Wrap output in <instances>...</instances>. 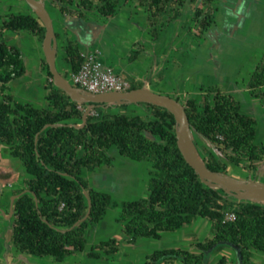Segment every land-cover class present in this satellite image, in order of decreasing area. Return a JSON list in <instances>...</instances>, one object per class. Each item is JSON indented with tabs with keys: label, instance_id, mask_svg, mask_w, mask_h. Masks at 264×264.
<instances>
[{
	"label": "trees",
	"instance_id": "obj_1",
	"mask_svg": "<svg viewBox=\"0 0 264 264\" xmlns=\"http://www.w3.org/2000/svg\"><path fill=\"white\" fill-rule=\"evenodd\" d=\"M54 1L61 14L85 20L86 14L80 10H95L104 19L113 18L122 0ZM136 1L146 8L149 32L157 39L167 11L172 10L167 21L177 20L187 0ZM223 1L202 0L193 18L200 34L212 27L214 5ZM6 32L31 34L42 45L46 28L35 13H10L4 16L0 32V144L9 147L10 155L21 162L29 176L26 189L14 194L19 197L14 203L11 244L19 252L64 263L86 251L90 227L103 222L112 207L119 213L115 222L121 236L92 245L88 259L105 261L119 255L122 245L136 246L144 239L159 241L166 233L206 220L210 236L191 238V249L156 250L146 256L144 264H207V254L221 245L239 249V264H256L257 254L264 260V203H236L224 191L206 186L179 150L178 125L171 112L153 103H141L146 115H111L104 110L117 105L74 102L54 84L45 58L41 68L47 77L45 99L49 106L20 103L10 84L25 76L27 67L22 51L3 41ZM56 36L59 41L61 35ZM63 51L72 74L78 73L85 61L78 42L68 39ZM61 74L68 79L67 72ZM163 77L162 72L158 80ZM124 79L131 85L128 91L145 87ZM247 86L253 97L264 100V54ZM183 104L193 132L211 147L203 148V161L210 170L228 174L224 159L236 167L246 162L253 171L264 163V146L256 143L257 118L245 114L234 96L215 87ZM88 106L92 110L83 126ZM113 149L128 160L151 164L148 196L118 203L111 194L92 187L84 171L112 167ZM89 210V218L77 224ZM229 212L235 213V221H226ZM214 264H229L228 258L223 256Z\"/></svg>",
	"mask_w": 264,
	"mask_h": 264
},
{
	"label": "rangeland",
	"instance_id": "obj_2",
	"mask_svg": "<svg viewBox=\"0 0 264 264\" xmlns=\"http://www.w3.org/2000/svg\"><path fill=\"white\" fill-rule=\"evenodd\" d=\"M9 1L10 0H0V15L5 16L10 13L25 14L27 12L36 14V12L24 0H20L18 3V6L20 7H12V1ZM188 3L193 9V14L191 22L188 19L183 25H186L188 22V26L185 30L187 34L195 37L197 53L195 55L194 63L190 59V61H187L188 63L191 62L190 64H186L184 68H179V81L181 79H183L184 82L186 81L187 75L185 74L194 75L192 77L193 80L200 84V87H196V90H200L203 94L207 90L215 87H219L225 91L223 88L224 84H221L223 83V77L226 74L232 75L236 72L235 69H241L244 73L243 79L250 80L252 73L255 71L264 53V44L255 43L251 37L254 33H264V0H239L234 2L232 6L230 4L228 5L226 0L220 4H215L214 7L216 8V12L214 14V23L212 27L203 34H200L196 30L195 22L193 21L196 9L202 7V0H197L194 4L189 0ZM45 4L52 16L56 33L64 34L66 39L65 41H62L61 37L58 41L57 66L61 73H68V80H70L72 74L71 67L66 61V54L63 51V46L68 39H71V37L68 34L67 29L61 27L62 21L60 18L61 13L59 11V4L54 0H45ZM72 7L76 8L75 6ZM204 9L207 11L208 7H204ZM171 14L172 10H168L166 13L163 21L165 23L164 31L169 30V26H172L174 21H176H167V18ZM231 21H241L244 23L240 29V34L234 39L231 36L226 35V25ZM1 27L2 24L0 23V28ZM7 34V41L11 43L10 45L16 46L22 51L27 67L25 76L10 84L11 93L20 103L31 104L37 108H47L49 106V103L45 99L47 95L45 90L47 77L41 68V61L45 58L42 45L38 42L35 36L25 32L20 33L19 35L10 32H7ZM4 38L5 37H3V39ZM253 65H256L254 69L252 68ZM217 76L218 80L216 79ZM202 89H204L205 92L202 91ZM187 100L188 99H181L180 101L186 103ZM259 100L261 101L260 107L264 106V100L262 98ZM243 104L246 105V103ZM104 112L111 115L127 114L131 116H143L147 114L146 108L139 104L129 105L125 108L120 106L108 108L105 109ZM92 114L96 113L94 112ZM254 117L257 118L258 121V143L259 145H264V116L262 117L260 114L259 117ZM193 141L197 152L203 159V148H211L210 145L194 132ZM6 148L8 149L7 146L0 145V152ZM216 153L220 158L224 159L221 157L222 155L220 153ZM110 154L115 159L112 167H101L94 171H84V175L89 179L92 187L101 192L111 194L113 200L118 203L135 201L141 197L148 196L147 185L150 178L149 170L151 164L149 162H135L121 157L117 149H113ZM224 161L229 165V175L238 179L255 180L264 183V168H258L257 171H253L246 162L243 163L241 167H236L227 160L224 159ZM22 172H20L19 177L20 180L24 182V187H26V181L28 179L24 178ZM25 174L27 173L25 172ZM229 196L236 203L245 202L246 200L253 201L249 199H239L231 195ZM118 214V210L111 207L103 222L90 227L88 232L89 244L86 251L62 264H144L146 256L156 250L174 247L191 249V238L198 237L200 240H204L205 237L211 235L207 221L206 223L196 222L192 226L176 233L164 234L163 238L159 241L144 239L140 240L136 246L122 245L120 254L108 260H89L86 254L90 251L92 245L99 241L121 236L120 225L115 222ZM6 220L7 223L3 222L4 240L7 239L9 231H11L13 227L12 218L9 219L7 217ZM193 250L196 251L194 248ZM125 254H128V256ZM21 256L26 258V260H23L25 264H59L51 258H39L23 254H21ZM223 256L228 258L229 264H239L236 249L228 245H221L211 253H208L206 256V263L214 264ZM262 263H264L262 254H257L256 264ZM172 264L181 263L174 262Z\"/></svg>",
	"mask_w": 264,
	"mask_h": 264
},
{
	"label": "crops",
	"instance_id": "obj_3",
	"mask_svg": "<svg viewBox=\"0 0 264 264\" xmlns=\"http://www.w3.org/2000/svg\"><path fill=\"white\" fill-rule=\"evenodd\" d=\"M10 1H12V7H17L20 2V0ZM236 1L239 0H226V3L232 6ZM188 2L189 0L181 9V17L174 21L172 26H169V30H159L157 39H154L149 32L148 13L145 7L140 6L136 0H122L118 5L116 15L111 19H104L95 10H80L86 14L85 20L61 14V27L67 29L71 40L78 42L82 53L100 50L103 63L114 68L123 79L129 78L135 82L143 83L147 88L159 94L185 100L202 95L200 90H196L200 84L193 80L194 75L185 74L187 75L186 81L184 82L183 79L179 81V68L190 64L191 62H187L190 59L194 63L197 53L195 37L187 34L185 30L188 22L183 25L188 19L191 22L193 14V9ZM72 8L76 10V8ZM29 13L31 12L25 14ZM3 17L0 15L1 24ZM243 25L244 23L241 21L229 22L226 25V35L233 39L236 38ZM59 34L62 41H65L64 34ZM7 35L6 32L3 41L11 44L7 41ZM251 37L255 43L264 44V33H254ZM131 56H135V59L131 60ZM255 67L256 65H253L252 68ZM235 71L232 75L226 74L223 77L221 84H224L225 92L234 96L241 103L242 111L245 114L256 117L261 114L263 117L264 106L260 107L261 101L251 95L247 86L249 79H243L244 73L241 69H235ZM162 72H165V75L162 80H158L159 74ZM216 79L218 80V76ZM256 143L259 145L257 138ZM258 168H264V163L259 164ZM20 172L24 174V178L29 179L21 162L10 155L9 147L3 149L0 152V264H25L23 260L26 258L21 254L28 255L19 252L11 244L12 229L9 231L7 239H3V226L4 223H7L6 218L10 214L11 198L15 192L26 189L24 182L20 180ZM198 222L206 223V220ZM207 224L210 227V223L207 222Z\"/></svg>",
	"mask_w": 264,
	"mask_h": 264
},
{
	"label": "water",
	"instance_id": "obj_4",
	"mask_svg": "<svg viewBox=\"0 0 264 264\" xmlns=\"http://www.w3.org/2000/svg\"><path fill=\"white\" fill-rule=\"evenodd\" d=\"M41 19L46 28V34L42 43L45 60L49 66L50 73L56 87L62 89L74 102L79 104H108V105H135L141 103H153L171 112L176 120L178 129L176 132L179 150L189 166L195 170L201 181L208 187L219 189L226 194L243 199L244 195L264 197V183L238 179L229 174L214 172L210 170L203 159L198 155L193 141V129L186 112L184 104L175 98L159 94L147 87L125 92H108L95 94L82 88L76 87L65 78L57 66L58 40L55 32L52 16L47 9L45 0H24ZM92 106H88L83 117V126L90 115ZM90 201L89 195L85 192ZM19 196L11 198L9 219L14 216V203ZM245 200V199H243ZM248 201V200H246ZM256 202V201H253ZM90 216V210L86 216L77 224L86 221ZM76 224V225H77ZM236 250H239L235 248Z\"/></svg>",
	"mask_w": 264,
	"mask_h": 264
},
{
	"label": "built area",
	"instance_id": "obj_5",
	"mask_svg": "<svg viewBox=\"0 0 264 264\" xmlns=\"http://www.w3.org/2000/svg\"><path fill=\"white\" fill-rule=\"evenodd\" d=\"M85 58L82 68L76 74H71L70 82L91 93L101 94L108 92H125L130 88V83L123 79L111 66L101 60V51L94 50L82 53ZM234 212L226 215V221H235Z\"/></svg>",
	"mask_w": 264,
	"mask_h": 264
},
{
	"label": "bare ground",
	"instance_id": "obj_6",
	"mask_svg": "<svg viewBox=\"0 0 264 264\" xmlns=\"http://www.w3.org/2000/svg\"><path fill=\"white\" fill-rule=\"evenodd\" d=\"M198 155H199V153H198ZM243 199H249V200H253V201H257V202H264V197H258V196L244 195Z\"/></svg>",
	"mask_w": 264,
	"mask_h": 264
}]
</instances>
